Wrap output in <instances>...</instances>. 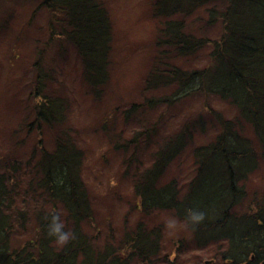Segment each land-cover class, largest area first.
<instances>
[{"label": "trees", "instance_id": "trees-1", "mask_svg": "<svg viewBox=\"0 0 264 264\" xmlns=\"http://www.w3.org/2000/svg\"><path fill=\"white\" fill-rule=\"evenodd\" d=\"M205 6L208 23L221 21L218 37L186 30L187 18ZM37 7L47 11L48 41L62 37L76 48L83 75L99 98L109 81L113 42V24L103 1L40 0ZM152 14L160 22L157 53L144 79L143 97L121 111L125 121L140 127L129 139L113 144L115 150L123 151L133 146L122 177L130 175L139 217L121 236L111 233L99 241L101 226L82 174L84 150L66 123L68 101L51 88L53 72L45 68L40 53L33 62L30 83L33 122L39 132L42 125L53 131L54 144L51 149L42 147L29 164L32 155L25 173L16 158L4 155L0 159V264L172 263L161 223H151L150 217L171 210L183 220L186 209L192 207L203 210L206 218L188 229L190 237L173 243L176 252L191 238L201 247L214 244L215 255L224 262L264 264V193L254 206L238 209L246 194L243 181L259 159L264 161V0H153ZM207 46L211 49L205 66L184 68L176 61L193 57ZM198 92L227 99L235 106L236 116L215 114L220 129L213 139L191 147L193 175L183 182L168 174L170 165L184 159L194 129L205 123L198 115L157 138L161 115L155 119L152 112ZM239 120L249 124L251 134L242 131ZM30 192L39 194L43 204L34 211L28 205L18 209ZM15 209L17 215L12 218ZM30 211L34 233L13 246L12 234L31 221ZM53 212L61 214L66 230L77 234L62 248L48 235Z\"/></svg>", "mask_w": 264, "mask_h": 264}, {"label": "rangeland", "instance_id": "rangeland-1", "mask_svg": "<svg viewBox=\"0 0 264 264\" xmlns=\"http://www.w3.org/2000/svg\"><path fill=\"white\" fill-rule=\"evenodd\" d=\"M39 1L0 0V159L4 155L16 158L21 164V173H25L27 161H31L32 155L35 157L29 164L38 158L42 147H53V131L42 125L39 132L33 122L35 109L30 83L34 74L33 62L42 53L43 65L53 72L54 78L49 81L51 88L64 96L69 104L66 123L72 127L78 145L84 150L83 179L101 226L99 241L104 242L105 235L113 233L116 238L121 236L139 217L132 180L128 178L130 175L122 177L125 158L132 152L133 146L129 145L128 151H123L115 150L113 144L129 139L140 127L134 121H125L121 111L129 102L140 101L143 97L144 79L157 53L155 39L160 22L152 14L153 0H102L112 20L113 42L109 81L98 98L83 75L76 48L62 37L48 41V15L44 8L37 7ZM206 6L187 18L186 30L215 38L221 33V21L208 23ZM210 49L209 46L204 47L197 55L176 61L184 68L205 66L209 62L207 54ZM116 106L120 109L114 110ZM160 110L152 112L155 119L161 115L157 125L161 133L158 131L157 138H160L159 134L173 133L182 123L186 124L198 115L205 123L194 129L190 144L184 151V159L170 165L168 174L186 182L193 175L191 147L213 139L220 129L215 114L233 118L236 116L235 106L227 99L198 92ZM238 124L243 132L251 134L247 122L239 120ZM142 158H147V154ZM243 185L246 194L238 207L240 211L254 206L255 200L264 193L262 159L258 160L256 169L248 174ZM25 198L22 197L23 203L18 209L28 205L34 211L43 204V198L37 193L34 196L30 192ZM15 200L21 199L16 197ZM18 209L12 213V218L16 217ZM32 211L28 214L31 221H26L25 228L21 227L12 234L13 246L33 235ZM173 214L171 210H163L154 212L150 217L151 223H161L164 243L167 248L170 247L173 262L162 264H230L215 255L214 244L201 247L191 238L176 252L173 243L178 245L179 239L188 238L191 233L181 228L175 235L168 234L165 218ZM87 228L89 232H94L93 227Z\"/></svg>", "mask_w": 264, "mask_h": 264}, {"label": "clouds", "instance_id": "clouds-1", "mask_svg": "<svg viewBox=\"0 0 264 264\" xmlns=\"http://www.w3.org/2000/svg\"><path fill=\"white\" fill-rule=\"evenodd\" d=\"M206 218V213L199 208H188L183 220L176 215H168L165 218V227L169 235H175L181 228L195 229ZM48 235L54 238V243L59 247L68 245L77 239V234L72 230H66L65 222L59 212L50 214L47 224Z\"/></svg>", "mask_w": 264, "mask_h": 264}]
</instances>
